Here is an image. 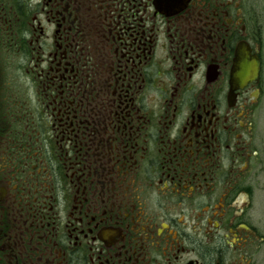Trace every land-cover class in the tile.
Listing matches in <instances>:
<instances>
[{"label":"flooded vegetation","instance_id":"af4514ba","mask_svg":"<svg viewBox=\"0 0 264 264\" xmlns=\"http://www.w3.org/2000/svg\"><path fill=\"white\" fill-rule=\"evenodd\" d=\"M0 264H264V0H0Z\"/></svg>","mask_w":264,"mask_h":264},{"label":"water","instance_id":"95a60500","mask_svg":"<svg viewBox=\"0 0 264 264\" xmlns=\"http://www.w3.org/2000/svg\"><path fill=\"white\" fill-rule=\"evenodd\" d=\"M158 1H161V0H158Z\"/></svg>","mask_w":264,"mask_h":264},{"label":"rangeland","instance_id":"374dc122","mask_svg":"<svg viewBox=\"0 0 264 264\" xmlns=\"http://www.w3.org/2000/svg\"><path fill=\"white\" fill-rule=\"evenodd\" d=\"M23 94V93H22Z\"/></svg>","mask_w":264,"mask_h":264}]
</instances>
